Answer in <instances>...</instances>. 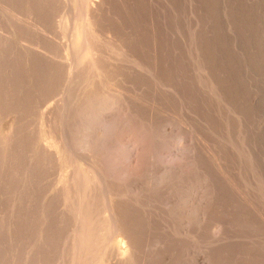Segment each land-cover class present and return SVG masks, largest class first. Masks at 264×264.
Here are the masks:
<instances>
[{
    "label": "rangeland",
    "instance_id": "rangeland-1",
    "mask_svg": "<svg viewBox=\"0 0 264 264\" xmlns=\"http://www.w3.org/2000/svg\"><path fill=\"white\" fill-rule=\"evenodd\" d=\"M0 264H264V0H0Z\"/></svg>",
    "mask_w": 264,
    "mask_h": 264
},
{
    "label": "bare ground",
    "instance_id": "bare-ground-1",
    "mask_svg": "<svg viewBox=\"0 0 264 264\" xmlns=\"http://www.w3.org/2000/svg\"><path fill=\"white\" fill-rule=\"evenodd\" d=\"M17 5H18V4H17ZM26 5H27V4H26ZM28 32H29V31H28ZM45 40H46V39H45ZM40 53H41V52H40ZM34 54H35V53H34ZM50 61H51V60H50ZM51 62H52V61H51ZM73 75H74V74H73ZM216 161H217V160H216ZM216 161H215V162H216ZM217 167H218V166H217ZM216 169H217V168H216ZM125 239H126V238H125ZM112 252H115V251L113 250ZM114 254H115V253H114ZM120 255H122V254H120ZM120 255H117V256L114 257V258H117V257H119ZM112 257H113V256H111V259H112ZM120 257H122V259H123V255L120 256ZM125 257H126V256H125ZM126 258H127V257H126ZM126 258H125V261H126ZM117 259H119V258H117ZM120 259H121V258H120ZM120 259H119V260H120ZM122 259H121L120 262L124 261V260H122ZM127 259H128V258H127ZM115 260H116V259H115ZM115 260H114V261H115ZM119 260H118V261H119ZM112 261H113V259H112ZM114 261H113V262H114ZM115 262H116V261H115ZM111 263H112V262H111Z\"/></svg>",
    "mask_w": 264,
    "mask_h": 264
}]
</instances>
